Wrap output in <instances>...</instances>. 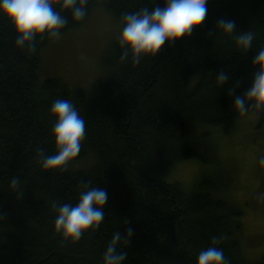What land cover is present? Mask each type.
<instances>
[{
	"label": "trees",
	"instance_id": "1",
	"mask_svg": "<svg viewBox=\"0 0 264 264\" xmlns=\"http://www.w3.org/2000/svg\"><path fill=\"white\" fill-rule=\"evenodd\" d=\"M145 6L164 5L89 0L85 20L103 9L120 30L123 13ZM207 8L190 37L166 41L136 66L120 61L116 36L105 48L103 75L86 88L43 77L41 54L52 39L38 37L28 54L15 47L16 33L0 16V264H102L113 233L128 228L134 234L125 264H196L214 236L222 237L218 247L230 264H264V253L255 260L244 253L243 210L227 194L230 175L210 142L215 131L236 126L233 100L250 87L252 60L264 47V0H208ZM62 14L69 19L63 34L85 21ZM220 18L255 31L253 48L241 54L217 33ZM222 70L230 78L220 88L215 76ZM56 99L70 100L86 122L82 150L66 171L43 170L37 156L38 149L55 154L49 109ZM188 160L211 169L190 188L171 175ZM82 181L104 188L108 200L99 229L71 243L55 231L51 205H74Z\"/></svg>",
	"mask_w": 264,
	"mask_h": 264
},
{
	"label": "clouds",
	"instance_id": "2",
	"mask_svg": "<svg viewBox=\"0 0 264 264\" xmlns=\"http://www.w3.org/2000/svg\"><path fill=\"white\" fill-rule=\"evenodd\" d=\"M151 2L155 3V0ZM88 3L89 0H0V16L10 22L16 33L15 47L34 54L38 37L60 39L62 30L69 24L68 17L62 13H70L74 22L84 21ZM207 4L208 0H163V7L150 9L145 6L136 12L123 13L117 35L122 49L120 61L130 60L133 66L139 65L144 58L156 56L166 41L172 44L190 37L193 30L205 21ZM216 32L231 37L241 54L253 48L257 35L251 29L238 31L235 22L225 18L216 22ZM252 65L256 70L250 87L242 96H236L232 103L233 110L241 117L253 111L264 113V47L258 48ZM229 78L228 72L222 70L215 76V82L221 88ZM49 113L55 118L51 135L56 151L47 155L43 149H38L37 156L43 170L66 171L82 150L86 122L76 106L66 99H56ZM259 163L264 165V158ZM11 183L13 188H17V180ZM78 191L74 205L61 202L51 205L55 231L64 241L71 243L79 242L86 232L99 229L108 200L107 191L100 186H92L90 181H82ZM257 199L264 201V193L258 194ZM133 234L132 228H128L123 236L120 231L114 232L103 253L102 264H125L127 253L123 249ZM221 243L222 237H212L210 246L198 253L196 264H230L223 249L218 247Z\"/></svg>",
	"mask_w": 264,
	"mask_h": 264
},
{
	"label": "rangeland",
	"instance_id": "3",
	"mask_svg": "<svg viewBox=\"0 0 264 264\" xmlns=\"http://www.w3.org/2000/svg\"><path fill=\"white\" fill-rule=\"evenodd\" d=\"M118 33L115 20L103 9H96L79 27L46 45L41 75L88 87L103 75L106 47ZM212 138L217 161L230 175L227 194L243 210L242 248L249 259H258L264 253V201L257 199L264 193V165L259 163L264 158V113L237 115L229 134L215 131ZM207 171L211 169L199 160H188L176 165L171 175L190 188Z\"/></svg>",
	"mask_w": 264,
	"mask_h": 264
}]
</instances>
